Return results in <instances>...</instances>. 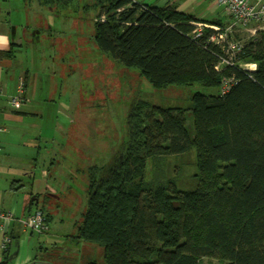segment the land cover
I'll use <instances>...</instances> for the list:
<instances>
[{"label": "trees", "instance_id": "16d2710c", "mask_svg": "<svg viewBox=\"0 0 264 264\" xmlns=\"http://www.w3.org/2000/svg\"><path fill=\"white\" fill-rule=\"evenodd\" d=\"M37 1L58 13L55 8L74 0ZM92 6L96 46L136 67L153 88L199 85L215 92L192 94L191 134L185 108L141 100L132 106L123 152L110 165L90 169L74 237L102 247L105 264H198L203 257L264 264V31L246 39L235 59L252 63L251 71H217L223 52L207 42L212 29L193 37L197 18L174 3L93 0ZM226 75L236 82L221 94ZM191 147L195 189H179L172 179L145 180L149 159Z\"/></svg>", "mask_w": 264, "mask_h": 264}, {"label": "rangeland", "instance_id": "374dc122", "mask_svg": "<svg viewBox=\"0 0 264 264\" xmlns=\"http://www.w3.org/2000/svg\"><path fill=\"white\" fill-rule=\"evenodd\" d=\"M92 3L93 0H74L64 8H55L58 13L53 14V25L61 39L60 51L48 60L55 64V79L65 100L60 105L59 124L62 128L57 127L50 117L35 121L36 126L31 130L37 134L35 139L39 142V148L33 150L35 155L30 151L20 161L14 158L4 160L6 164L24 165L25 175L32 171V166L37 173L42 169L51 175L60 173L65 183L59 186L65 188V193L51 194V200L55 201L46 200V208L51 212L50 230L46 236L35 234L42 247L35 254L36 264H87L89 261L105 264L102 247L74 237L86 207L90 169L110 165L123 152L128 140L127 118L138 101L160 107L185 108L186 127L191 134L192 94L196 91L215 92L199 85L153 88L136 67L123 65L101 51L93 39L97 9ZM27 9L30 21L42 22L31 6L30 11ZM240 37L244 38V34ZM47 54L44 52L43 55ZM67 120L73 121L69 127ZM26 126L32 128L31 124ZM32 135L27 137L28 142ZM4 158L0 154V159ZM160 179H172L182 190L195 189L198 182L195 149L191 147L181 154L149 159L145 180L155 183ZM24 180L27 181V177ZM45 214L47 223V212ZM198 264L223 262L203 257Z\"/></svg>", "mask_w": 264, "mask_h": 264}, {"label": "crops", "instance_id": "0c3cea01", "mask_svg": "<svg viewBox=\"0 0 264 264\" xmlns=\"http://www.w3.org/2000/svg\"><path fill=\"white\" fill-rule=\"evenodd\" d=\"M135 1L153 6L174 3L178 11L194 15L197 18L194 22L198 23L217 19L226 24L232 21L222 6L210 0ZM30 6L42 18L41 23L29 20L26 8L28 12ZM54 13L37 0H0V154L5 157L0 159V210L20 218L35 209H44L49 221L43 236L49 232L51 221L46 200L55 201L51 200V194L65 193L64 187L59 188L60 184L65 185L63 177L60 173L51 175L45 169L37 173L34 166L25 175L24 165L6 164L4 160L14 158L20 161L26 157V153L39 148V142L35 139L37 134L31 131L36 126L35 121L50 117L57 127L60 126V105L65 100L55 79V64L48 60L60 51L61 39L53 25ZM43 51L48 54L43 55ZM21 77L24 79L23 99L12 106L10 98L16 94ZM66 122L67 127L73 124L72 120ZM27 124H31L32 128H27ZM30 134L33 135L28 142ZM31 154L34 156L35 152ZM3 234L10 237L5 252L1 247ZM38 239V235L21 227L16 219L8 221L0 218V264H36L35 254L42 248Z\"/></svg>", "mask_w": 264, "mask_h": 264}, {"label": "built area", "instance_id": "2783aa9c", "mask_svg": "<svg viewBox=\"0 0 264 264\" xmlns=\"http://www.w3.org/2000/svg\"><path fill=\"white\" fill-rule=\"evenodd\" d=\"M216 5L222 6L225 12L232 19L225 25L198 23L192 21L195 26L192 33L193 37L202 35L203 28H210L212 32L207 37V42L213 43L222 49L220 61L215 66L217 71L223 70L225 67L242 68L245 71H251L254 68L252 63H237L236 56L241 50L246 39L254 38L259 31H264V0H210ZM244 33V38L240 35ZM238 68V69H239ZM236 82L234 75L223 76L219 86L221 94L227 92L229 88ZM24 79H18L16 86V94L10 98L12 106L17 105L23 99ZM0 218L8 221L17 220L21 227L29 229L34 234H42L47 229L46 214L41 209L15 218L10 212L3 213L0 210ZM1 230L4 232V226ZM10 243V237L3 234L2 249L5 250Z\"/></svg>", "mask_w": 264, "mask_h": 264}]
</instances>
